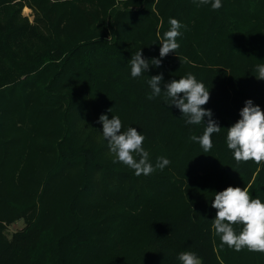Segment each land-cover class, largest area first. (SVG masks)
Wrapping results in <instances>:
<instances>
[{
  "label": "trees",
  "instance_id": "1",
  "mask_svg": "<svg viewBox=\"0 0 264 264\" xmlns=\"http://www.w3.org/2000/svg\"><path fill=\"white\" fill-rule=\"evenodd\" d=\"M20 1L0 0V11L9 9L6 20L0 19V264H181L184 251L195 253L201 264H264V253L222 245L211 206L214 193L228 186L246 187L264 202V163H237L226 143L227 128L240 119L247 100L264 110V80L256 78L257 65L264 64V0H221L219 10L198 0H66L65 15L57 13L62 1L39 0L32 7L46 21V32L13 19ZM170 18L186 26L179 29V48L160 67L133 78L132 55L141 50L148 60L159 58ZM189 73L209 89L204 107L221 127L208 152L190 139L203 134L208 117L187 124L165 101V84ZM160 74L161 94L149 100L148 81ZM74 82L96 105L103 96L107 108L100 104V112L118 116L122 132L135 127L145 137L153 166L162 156L170 164L136 176L103 159L105 146L77 144L69 123L81 99L65 89ZM33 103L59 138L41 143L55 158L27 220L31 203H21L8 189L16 151L6 150L1 137L4 113L20 110L33 118ZM22 137L7 142L20 145ZM75 166L77 187L61 205L46 208L47 190L66 167ZM96 185L108 202H100L98 219L85 221L82 204ZM19 220L23 226L8 233L6 226Z\"/></svg>",
  "mask_w": 264,
  "mask_h": 264
},
{
  "label": "clouds",
  "instance_id": "2",
  "mask_svg": "<svg viewBox=\"0 0 264 264\" xmlns=\"http://www.w3.org/2000/svg\"><path fill=\"white\" fill-rule=\"evenodd\" d=\"M199 5H211L212 10L222 7L221 0H198ZM170 29L164 33L160 42L159 58L148 60L141 50L135 52L130 62L131 76L139 77L151 67H160L162 58L179 48L177 37L179 29L186 27L175 18L169 20ZM256 78L264 80V64L257 65ZM163 75L152 76L148 83L152 90L147 99L151 100L161 94ZM165 101L169 106L178 108L186 123L199 125L208 117L206 128L202 135H193L192 141L198 142L204 152L212 148V134L219 133L221 127L212 119L213 113L204 106L210 100V91L202 82L189 73L179 79H173L165 84ZM182 94V98L181 97ZM112 108L108 111L111 112ZM240 119L227 128L226 143L232 151L237 163H264V110L247 100L240 110ZM102 124V135L108 142L110 153L114 156L113 163H122L134 170L136 176L152 174L156 169L163 170L170 164L166 157H158L155 166L150 162L149 153L143 147L145 137L135 127L121 131L122 122L118 116L102 114L99 117ZM211 206L216 209L212 228L219 236L222 245L239 252L247 249L249 252L264 253V202L253 198L246 187L228 186L223 191L214 193ZM241 226L239 232L236 226ZM181 264H201L197 255L190 251L178 255Z\"/></svg>",
  "mask_w": 264,
  "mask_h": 264
},
{
  "label": "rangeland",
  "instance_id": "3",
  "mask_svg": "<svg viewBox=\"0 0 264 264\" xmlns=\"http://www.w3.org/2000/svg\"><path fill=\"white\" fill-rule=\"evenodd\" d=\"M37 1L39 0H21L20 2L23 6L20 10L13 12V19L18 22H24V24L29 27L40 28L43 32H46V21H43V16L39 15L38 10H35L32 7V4H36ZM60 1L63 2V5L58 7L57 13L61 12L65 15V9L67 7V3H65L66 0ZM6 9L7 7L0 11V19H3V21L8 17L9 9ZM65 89L72 91L77 97H79V100L81 99L80 108L78 109L79 111L76 112V117L69 123L73 131L72 136L75 142L77 144L83 143L94 146H105L106 151L102 158L106 160L108 159L109 162H113L114 156L110 153L108 142L102 135V124L98 122L100 115H102L100 112L101 109L99 108L100 104L107 108L106 104L103 102V96L98 95L100 102H97L96 105L92 96L89 93H83L77 82L70 84ZM31 95L35 99L36 91L31 92ZM35 108L38 109V111L36 110L33 118L29 117V113L23 116V113L20 110L10 114L4 113L7 115L5 116L6 123H3L6 133L1 137L2 145L6 150L10 153L16 151L11 159H14L11 163L12 168H9L8 172V189L21 203H31L30 208L26 210L24 215V218L27 220H31L35 214L37 209V206L35 205L37 203L36 198L40 192L39 182L43 179L46 170L49 169L55 158V153L44 146L42 147L41 143L59 138L58 132L53 130L51 123L46 122L42 117L39 104H31L29 106V111L34 110ZM20 134L24 135V138L22 137L23 142L20 145L18 143L14 144L7 142V139L18 137ZM10 153L7 154L9 155ZM151 155L152 154L149 153V158H151ZM150 162L152 163L153 161L150 160ZM114 164L125 166L119 162ZM78 174L79 167L77 166L66 167L62 171L59 178L54 182V185L47 190L44 195V204L46 208H51L63 203L66 194L77 187ZM93 182L96 183V178ZM114 184L115 186L120 187L122 183L119 182L117 184V182L114 181ZM140 187L141 183H139V188ZM95 188V194L82 204L81 214L85 221L98 219V216L103 209V205H101L100 202L103 199L105 202H108V200L104 198V194L100 191L98 185H96ZM22 226L23 221L19 220L12 225H7L6 229L8 233H11Z\"/></svg>",
  "mask_w": 264,
  "mask_h": 264
}]
</instances>
